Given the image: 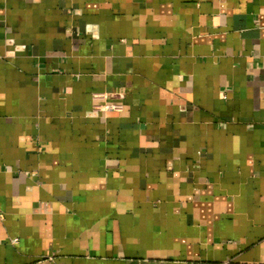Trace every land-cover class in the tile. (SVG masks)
Here are the masks:
<instances>
[{"label":"crops","instance_id":"crops-1","mask_svg":"<svg viewBox=\"0 0 264 264\" xmlns=\"http://www.w3.org/2000/svg\"><path fill=\"white\" fill-rule=\"evenodd\" d=\"M0 264H264V0H0Z\"/></svg>","mask_w":264,"mask_h":264},{"label":"built area","instance_id":"built-area-1","mask_svg":"<svg viewBox=\"0 0 264 264\" xmlns=\"http://www.w3.org/2000/svg\"><path fill=\"white\" fill-rule=\"evenodd\" d=\"M14 241V240H13Z\"/></svg>","mask_w":264,"mask_h":264}]
</instances>
